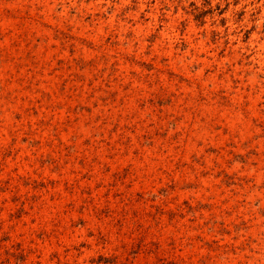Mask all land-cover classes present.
<instances>
[{
    "label": "rangeland",
    "instance_id": "1",
    "mask_svg": "<svg viewBox=\"0 0 264 264\" xmlns=\"http://www.w3.org/2000/svg\"><path fill=\"white\" fill-rule=\"evenodd\" d=\"M0 264H264V0H0Z\"/></svg>",
    "mask_w": 264,
    "mask_h": 264
}]
</instances>
